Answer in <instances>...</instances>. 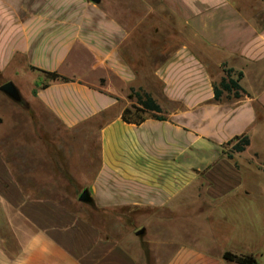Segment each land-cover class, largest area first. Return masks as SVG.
<instances>
[{
  "label": "crops",
  "instance_id": "0c3cea01",
  "mask_svg": "<svg viewBox=\"0 0 264 264\" xmlns=\"http://www.w3.org/2000/svg\"><path fill=\"white\" fill-rule=\"evenodd\" d=\"M227 70L242 97L218 101ZM2 78L29 92L42 127L21 154L0 135V264H141L131 246L180 221L196 229L171 227L163 264H237L227 252L264 264L248 168L264 173L260 151L248 156L264 144V0H0ZM132 90L163 112L124 121ZM62 189L90 192L87 216Z\"/></svg>",
  "mask_w": 264,
  "mask_h": 264
},
{
  "label": "rangeland",
  "instance_id": "374dc122",
  "mask_svg": "<svg viewBox=\"0 0 264 264\" xmlns=\"http://www.w3.org/2000/svg\"><path fill=\"white\" fill-rule=\"evenodd\" d=\"M5 78H2L0 80H3ZM0 81V85H1ZM20 88V93H22V104H18L8 98L5 94H3L0 91V135H3L5 138H7V141L9 142V147L6 149L7 152L10 153H16L21 154L23 151H31L32 150V143L36 137V133L39 132L40 127H42L40 124V121L38 119H31L30 112L27 108V105L25 104V99L29 95V92H24V86L18 85ZM136 106V105H134ZM133 107V106H132ZM132 109V108H131ZM133 110V114L130 116L131 119H136L135 111ZM45 128H48L45 125ZM44 129V128H43ZM21 138H23L27 143H21ZM53 148L52 146H50ZM260 151V159L256 162V165L258 164H264V144H255L248 153V156H251L253 151ZM250 171H253L254 174L252 177V192L253 197L257 198V204L259 207H262V204L264 203V173L255 169L254 166L248 167ZM264 169V165L262 166V170ZM252 173H250V176H252ZM196 190H189V202L190 206L188 208V214H193L196 212L195 204V195L193 194ZM83 193V190H79L76 192V190L72 189H62L60 190V202L62 203V206L66 209L78 213L83 216H87V207L86 204L81 203L79 201V198L81 194ZM193 194V195H192ZM181 211V210H180ZM196 222L190 221V222H174L169 223L166 222L165 224L162 223L160 225H156L152 228L147 229V237L142 239L143 242V250L145 249V252L140 249V246L138 247H132L133 253L139 257V261L141 264H163L165 259H167L169 253L167 250L165 251L163 246H159V242L164 240L172 239L173 235L169 231L171 230V227L177 231L181 232L182 230L185 231L186 229L189 231H195L196 229ZM168 228V231L166 230ZM173 230V231H174ZM174 231V232H175ZM149 237H151L153 244L148 245ZM189 237V238H188ZM187 238H182V240H188V242H191L193 239V235L188 236ZM181 238V237H180ZM179 238V239H180ZM142 247V246H141ZM151 249H154L151 254L148 253V250L151 251ZM154 257V258H153Z\"/></svg>",
  "mask_w": 264,
  "mask_h": 264
},
{
  "label": "trees",
  "instance_id": "16d2710c",
  "mask_svg": "<svg viewBox=\"0 0 264 264\" xmlns=\"http://www.w3.org/2000/svg\"><path fill=\"white\" fill-rule=\"evenodd\" d=\"M228 79L225 78L219 86L215 87V97L216 100H220L224 92L234 93L235 98H241L243 91L238 81L242 78V74H239L237 80L231 78L232 70H227ZM53 80H62L67 81L66 78H63L57 74H50ZM3 85V84H2ZM0 85V87L2 86ZM130 99L136 100V106H133L132 109L135 111L136 119H131L130 116L134 113L132 109H126L123 114V119L126 122H134L135 124H140L143 122V114L148 112H154L156 114H161L163 111L157 102L152 98L151 95L143 92L132 90L130 94ZM157 119L164 120L165 118L159 115H155ZM233 145V150L237 153L244 152L246 147L249 146L250 141L247 137L236 138L235 140L228 143V145ZM224 259L230 262H235L237 264H259L257 259L252 255L237 256L232 253H225Z\"/></svg>",
  "mask_w": 264,
  "mask_h": 264
},
{
  "label": "water",
  "instance_id": "95a60500",
  "mask_svg": "<svg viewBox=\"0 0 264 264\" xmlns=\"http://www.w3.org/2000/svg\"><path fill=\"white\" fill-rule=\"evenodd\" d=\"M92 1L95 2V3H99L100 2V0H92ZM0 91L3 94H5L8 98H10L11 100H13L14 102H16L18 104H21L23 102V99H22L20 91L15 86V84L12 83V82H8V83H5L4 85H2L0 87ZM79 201L81 203L91 205L93 203V200H92V198L90 196V192L88 190H85L81 194V196L79 198ZM144 233H145V230L142 229V230H140L137 233V235L140 236V235H143Z\"/></svg>",
  "mask_w": 264,
  "mask_h": 264
},
{
  "label": "flooded vegetation",
  "instance_id": "af4514ba",
  "mask_svg": "<svg viewBox=\"0 0 264 264\" xmlns=\"http://www.w3.org/2000/svg\"><path fill=\"white\" fill-rule=\"evenodd\" d=\"M22 104V103H21Z\"/></svg>",
  "mask_w": 264,
  "mask_h": 264
}]
</instances>
